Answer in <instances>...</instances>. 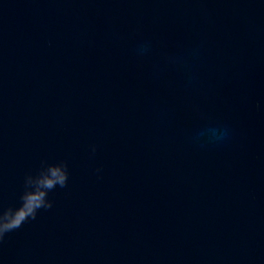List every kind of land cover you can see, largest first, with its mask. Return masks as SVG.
Returning a JSON list of instances; mask_svg holds the SVG:
<instances>
[{
  "label": "water",
  "instance_id": "95a60500",
  "mask_svg": "<svg viewBox=\"0 0 264 264\" xmlns=\"http://www.w3.org/2000/svg\"><path fill=\"white\" fill-rule=\"evenodd\" d=\"M61 161L0 264H264V0H0V206Z\"/></svg>",
  "mask_w": 264,
  "mask_h": 264
},
{
  "label": "clouds",
  "instance_id": "9594fccd",
  "mask_svg": "<svg viewBox=\"0 0 264 264\" xmlns=\"http://www.w3.org/2000/svg\"><path fill=\"white\" fill-rule=\"evenodd\" d=\"M226 134V131L222 133ZM67 181V164L63 161L51 164L43 162L35 174H28L24 180V191L19 197V206L7 208L0 206V241L25 222L35 220L39 210L50 209L52 201L48 199L49 192L57 186L66 187Z\"/></svg>",
  "mask_w": 264,
  "mask_h": 264
}]
</instances>
